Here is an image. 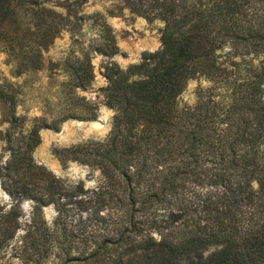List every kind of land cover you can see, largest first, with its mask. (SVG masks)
<instances>
[{"label": "trees", "instance_id": "16d2710c", "mask_svg": "<svg viewBox=\"0 0 264 264\" xmlns=\"http://www.w3.org/2000/svg\"><path fill=\"white\" fill-rule=\"evenodd\" d=\"M48 1L0 0V42L19 67L42 68L66 27L94 32L85 56L65 61L74 94L52 123L34 118L17 134L22 117L0 90L11 124L0 154L10 197L0 200V264H264V0H113L117 11L161 21V44L127 69L104 64L103 104L114 114L103 140L55 149L63 165L100 170L92 187L58 177L32 152L41 128L96 117L98 105L75 90L94 78L91 51L112 57L119 47L105 14L84 10L90 0H62L61 10ZM195 76L213 85L179 106Z\"/></svg>", "mask_w": 264, "mask_h": 264}, {"label": "rangeland", "instance_id": "374dc122", "mask_svg": "<svg viewBox=\"0 0 264 264\" xmlns=\"http://www.w3.org/2000/svg\"><path fill=\"white\" fill-rule=\"evenodd\" d=\"M62 0H49V5L61 8L57 4ZM113 0H90L85 6L86 12L101 10L111 24L118 53L108 57L91 51V62L94 66V78L86 88H78L75 93L84 96L86 100L98 105L97 115L93 119L67 118L59 122L57 129L41 128L40 142L32 152L33 159L38 164L45 165L55 175L69 183L83 182L85 187L98 183L100 170L91 168L77 161L61 163L55 154V149L68 147L89 140H103L112 125L114 109L103 104L102 88L107 80L103 76V66L109 61H115L121 68L127 69L131 64L142 61L144 52H152L160 47L159 29L163 23L159 20L147 21L141 16L131 14L128 9L117 11ZM110 9H115L110 12ZM94 30L84 25L81 29L66 27L55 37L48 49L43 51V67L40 69L19 67V57L4 49L0 42V90L4 89L13 94L15 114L21 116L14 131L28 130L34 118H42L47 123L60 115L69 106L70 97L74 91L69 90L66 83L68 70L65 61L83 58L88 49L89 39ZM51 63H58L55 70L49 68ZM213 85V81L204 76H195L188 80L184 90L178 97L179 106L193 105L201 92ZM9 101L0 95V154L3 160L8 152L5 151V131L11 126L7 120ZM9 195L0 184V200L8 202ZM20 208L24 217H28L32 202L23 200ZM55 215L53 205L44 208V216L49 221ZM209 247L205 253L215 250Z\"/></svg>", "mask_w": 264, "mask_h": 264}]
</instances>
